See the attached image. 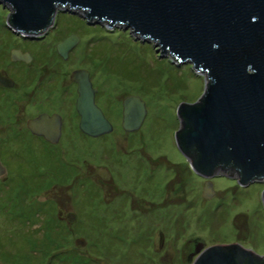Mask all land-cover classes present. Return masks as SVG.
<instances>
[{
  "label": "rangeland",
  "instance_id": "obj_1",
  "mask_svg": "<svg viewBox=\"0 0 264 264\" xmlns=\"http://www.w3.org/2000/svg\"><path fill=\"white\" fill-rule=\"evenodd\" d=\"M11 12L0 3V48L46 50L48 57H56L52 75L62 74L69 83L74 70H88L99 91L98 104L114 128L90 138L80 132L77 121L75 131L68 128L61 148L48 154L43 150L52 171L49 163L43 164L40 172L49 173L48 179L20 196L19 250L0 264H185L186 243L195 237L209 244L240 242L264 255V183L246 187L229 176L205 179L194 172L176 143L178 108L204 94V72L163 55L153 41L122 25L58 9L56 22L42 36L30 37L8 26ZM72 34L79 42L62 65L56 48ZM131 95L138 96L147 111L134 133L122 128V102ZM29 151L32 158L41 155ZM141 153L154 163L163 157V166L145 165L142 159L141 174L135 175ZM205 180L216 192L210 199L202 197ZM113 189H134L136 194L143 190L141 200L160 202L165 226L136 227L143 219L132 218L128 206L123 220L114 221ZM60 207L74 214L77 224L60 221ZM160 230L165 238L162 255L156 253ZM78 239L86 244L77 245Z\"/></svg>",
  "mask_w": 264,
  "mask_h": 264
},
{
  "label": "water",
  "instance_id": "obj_2",
  "mask_svg": "<svg viewBox=\"0 0 264 264\" xmlns=\"http://www.w3.org/2000/svg\"><path fill=\"white\" fill-rule=\"evenodd\" d=\"M11 7L8 26L18 34L42 36L57 20L58 9L88 20L122 25L153 41L179 63L207 76L204 94L178 108L179 151L194 172L210 179L216 171L240 177L247 186L264 178V0H0ZM72 34L57 45L67 59L78 44ZM80 129L97 138L113 131L95 102L97 89L89 72L76 70ZM147 116L138 96L123 100L122 127L138 131ZM46 117H41L44 121ZM47 122L50 120L46 119ZM30 128L31 124H30ZM33 131L35 132V128ZM52 142L47 131H36ZM60 133V132H59ZM216 195L210 181L205 198ZM73 220L72 218H70ZM77 245H85L78 239ZM200 248L193 264H264V255L243 244ZM202 251V252H201ZM201 252V253H200Z\"/></svg>",
  "mask_w": 264,
  "mask_h": 264
},
{
  "label": "flooded vegetation",
  "instance_id": "obj_3",
  "mask_svg": "<svg viewBox=\"0 0 264 264\" xmlns=\"http://www.w3.org/2000/svg\"><path fill=\"white\" fill-rule=\"evenodd\" d=\"M34 49L19 47L0 48V260L16 256V252L19 250L18 244L20 242L17 239L16 232L20 223V196L31 191L33 186L41 184L42 181L48 179L49 173L43 172L41 174L40 172L43 164L49 163V168L52 171L50 161L46 156L42 155L43 150L48 154L49 150L55 152L56 149L61 148L60 145L68 132V128L70 132L75 131L77 121L78 129L82 134H85L80 129L81 115L77 110L78 84L71 80V76L69 83L62 74L55 72L56 74L52 75L51 67L55 60L54 58H56L55 55L51 58V56L48 57L46 50L37 52ZM56 51L57 56L61 59V64H65L70 57L71 51L67 59H64L58 53L57 48ZM89 76L91 79L90 72ZM98 92L97 89L95 102L100 107L97 98ZM103 113L108 119L106 113L104 111ZM41 117L46 118L44 121H40ZM47 118L50 119L48 122ZM108 121L111 123L109 119ZM30 124L32 128H35V132L44 130L50 134L54 133V135H50L53 139L56 138L55 134L57 133L58 141L52 142L45 136L36 134L33 131L34 129L30 128ZM86 136L94 138L89 135ZM31 149L40 152L42 156L38 155L37 158H32L30 156L31 151H29ZM140 156L141 159H137L134 164L135 175L141 174L142 159L146 161L145 165L151 163L155 168L163 166V157H158L154 163L148 155L144 157L143 153H141ZM185 160L187 159L185 158ZM216 175L224 176V178L229 176L240 183V177L228 173V168L216 171L211 178ZM152 176L153 173L147 176L146 180ZM207 182L205 180L202 192L203 198H205ZM253 183L262 184L264 183V178ZM247 186H250V184ZM22 191L25 193L22 194ZM141 195H143V190H141L140 194H136L134 189L123 191L113 189L111 196L112 203L115 206L113 211L114 221L123 220L122 211L128 206L133 213L132 218L143 219V223L136 224V227L140 228L143 226L148 229L163 228L165 226L164 206L160 202L154 203L141 200ZM66 213V210L60 207L58 210L60 221L77 224V217L74 214ZM72 216L73 220L70 219ZM4 236L7 237V240ZM159 238L160 245L156 253L162 255L165 238L161 230ZM150 239L152 240L151 236ZM232 244L241 243L209 244L200 237L191 238L186 243L188 250L187 255H185V264H193L195 262L199 254L194 255L200 248H203V251L217 245Z\"/></svg>",
  "mask_w": 264,
  "mask_h": 264
},
{
  "label": "trees",
  "instance_id": "obj_4",
  "mask_svg": "<svg viewBox=\"0 0 264 264\" xmlns=\"http://www.w3.org/2000/svg\"><path fill=\"white\" fill-rule=\"evenodd\" d=\"M64 39H65V38H64ZM64 39H63V40H64Z\"/></svg>",
  "mask_w": 264,
  "mask_h": 264
}]
</instances>
